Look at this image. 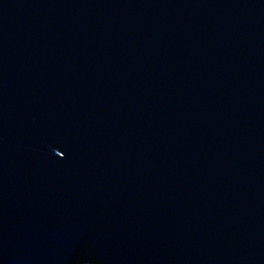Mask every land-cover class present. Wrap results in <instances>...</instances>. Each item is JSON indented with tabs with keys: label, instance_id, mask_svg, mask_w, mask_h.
Instances as JSON below:
<instances>
[{
	"label": "water",
	"instance_id": "obj_1",
	"mask_svg": "<svg viewBox=\"0 0 264 264\" xmlns=\"http://www.w3.org/2000/svg\"><path fill=\"white\" fill-rule=\"evenodd\" d=\"M0 264H264V0H0Z\"/></svg>",
	"mask_w": 264,
	"mask_h": 264
}]
</instances>
